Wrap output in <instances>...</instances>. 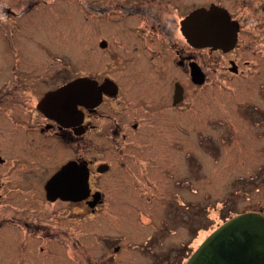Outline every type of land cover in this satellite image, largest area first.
<instances>
[{"label": "flooded vegetation", "instance_id": "flooded-vegetation-1", "mask_svg": "<svg viewBox=\"0 0 264 264\" xmlns=\"http://www.w3.org/2000/svg\"><path fill=\"white\" fill-rule=\"evenodd\" d=\"M66 1L99 22V70L70 76L55 68L51 53H24L41 41L21 20L42 1L0 0V44L16 52L0 56V264L73 250L82 264H122L127 231L113 226L120 219L140 223V242L126 247L134 263L167 264L171 167L163 130L171 125L182 131L195 121L205 83L216 86L261 70L264 0H192L189 9L185 0ZM210 7L226 11L237 27L228 51L194 47L181 31L185 16ZM79 78L87 80L80 95L61 96L48 109L42 105ZM174 144L179 150L182 143ZM187 156L184 171L196 169L195 154ZM179 182L188 186V197L173 195L192 207L195 218L196 178L185 175ZM152 254L166 257L153 263L146 257Z\"/></svg>", "mask_w": 264, "mask_h": 264}, {"label": "rangeland", "instance_id": "rangeland-1", "mask_svg": "<svg viewBox=\"0 0 264 264\" xmlns=\"http://www.w3.org/2000/svg\"><path fill=\"white\" fill-rule=\"evenodd\" d=\"M41 1L35 12L21 20L41 41L35 49L25 46L24 53L33 56L51 53L55 57V68L70 76L99 70L100 27L97 19L89 13L85 15L66 0L50 5V0ZM185 3L187 9L192 6V0H185ZM12 53H16L15 48L5 49L0 44V56ZM254 70L247 78H227L224 84L216 86L205 83L200 100L194 106L192 117L195 121L185 123L182 131L171 125L163 130V150L171 167L166 190L167 264L184 258L193 246L229 218L251 210H262L264 214V63L261 70L260 67L258 72L257 67ZM176 141L182 143L179 150L174 144ZM161 148L159 146L158 151ZM188 152L195 154L199 164L196 169L190 165L184 171L183 166L187 168L189 160ZM185 175L190 181L196 178L195 188L199 196L195 194L198 204L195 218L192 207H186L178 196L173 195L180 191L184 199L188 197V186L179 182ZM141 194L145 199V192ZM129 195L132 193L127 197ZM188 199H192V195ZM183 215L187 219H182ZM146 220L143 212L141 221ZM113 226L127 231L128 236L121 244L118 259L122 264H136L128 257L126 247L127 243L140 242V223L120 219ZM146 257L156 263V259L160 262L166 256L152 254ZM81 262V254L73 250L58 251L50 258L36 254L26 264Z\"/></svg>", "mask_w": 264, "mask_h": 264}, {"label": "water", "instance_id": "water-1", "mask_svg": "<svg viewBox=\"0 0 264 264\" xmlns=\"http://www.w3.org/2000/svg\"><path fill=\"white\" fill-rule=\"evenodd\" d=\"M181 31L194 47L228 51L235 44L237 27L226 11L210 7L195 9L185 16ZM203 81L202 76L196 83ZM86 82L83 78L70 82L47 95L42 105L48 109V104L61 96L80 95ZM92 91L89 85L88 93ZM50 194L48 189L47 195ZM185 264H264V215L248 211L225 221L201 242Z\"/></svg>", "mask_w": 264, "mask_h": 264}, {"label": "trees", "instance_id": "trees-1", "mask_svg": "<svg viewBox=\"0 0 264 264\" xmlns=\"http://www.w3.org/2000/svg\"><path fill=\"white\" fill-rule=\"evenodd\" d=\"M251 211H252V210H251ZM218 226H219V225H218ZM218 226H217V227H218ZM217 227H216V228H217ZM197 246H198V244H197L195 247L193 246V248L191 249L190 253L187 254V255L183 258V259H184V260H183V264L185 263V261L187 260V258L190 256V254L195 250V248H196ZM180 264H181V263H180Z\"/></svg>", "mask_w": 264, "mask_h": 264}]
</instances>
